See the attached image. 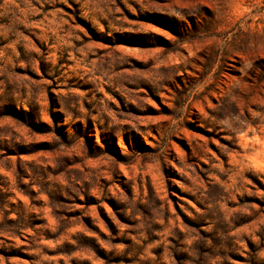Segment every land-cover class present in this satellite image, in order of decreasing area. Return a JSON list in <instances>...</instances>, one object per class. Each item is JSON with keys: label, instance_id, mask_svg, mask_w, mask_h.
Returning <instances> with one entry per match:
<instances>
[{"label": "rangeland", "instance_id": "obj_1", "mask_svg": "<svg viewBox=\"0 0 264 264\" xmlns=\"http://www.w3.org/2000/svg\"><path fill=\"white\" fill-rule=\"evenodd\" d=\"M0 264H264V0H0Z\"/></svg>", "mask_w": 264, "mask_h": 264}, {"label": "bare ground", "instance_id": "obj_2", "mask_svg": "<svg viewBox=\"0 0 264 264\" xmlns=\"http://www.w3.org/2000/svg\"><path fill=\"white\" fill-rule=\"evenodd\" d=\"M220 82H222V78H221V77H219L217 80L213 79V80L211 81V84L215 85V87H214V89H213L214 91H218V90L221 89V88L219 87ZM203 90H205V89H203ZM187 106H188V107H192L191 101L188 102Z\"/></svg>", "mask_w": 264, "mask_h": 264}]
</instances>
